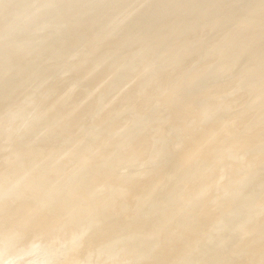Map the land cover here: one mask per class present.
Here are the masks:
<instances>
[{"label": "bare ground", "instance_id": "1", "mask_svg": "<svg viewBox=\"0 0 264 264\" xmlns=\"http://www.w3.org/2000/svg\"><path fill=\"white\" fill-rule=\"evenodd\" d=\"M225 1L0 0V125L8 127L5 132L0 129V150L13 148L10 153L0 155V237L8 238L7 243L0 244V264H37L38 260L49 264L52 259L55 264H89L93 259L102 260L111 255L114 258L109 264H182L187 260L190 264H264V221L258 219L264 214V196L256 198L261 211L252 214L249 219L255 216L253 220L237 232L241 239L252 236L251 243L236 239L227 246L216 232H211L218 223L212 220L214 209L225 207L231 212H250L251 207L256 206V203L239 204L238 199L242 194H254L261 184L264 188V174L259 172L264 166V149L249 150V143L264 140V133L256 129L247 131L243 117L234 122L232 131L217 122H208L206 114L231 107L233 102L216 103L218 96L210 97L207 96L209 91H203L202 87L216 78L206 68L190 78L181 77L180 70L189 65L193 57H177L200 48V64L203 62L205 67L207 56L230 46L225 54L226 63L232 66L247 61L251 68L248 74L237 78L240 87L250 89L264 81V42L259 43L264 40V18L253 21L237 18L235 14L238 10L261 11L264 0L235 1L237 3L223 13L220 7ZM175 17L189 20L170 23ZM215 17L217 21L210 22ZM223 25L231 28L220 39L197 38L220 31ZM163 31V39H158ZM171 42L177 43L171 53L153 56L152 67H161L155 74L146 77L148 73L143 68L126 72L146 59L148 50L157 49L160 44L168 46ZM45 44L55 49L51 53L52 62L61 58L72 62L67 70L75 75L73 79L46 78L55 68H41ZM256 45L257 50L249 52ZM34 53L36 56L31 59ZM212 62H216V69L222 65L223 71L229 68L223 62ZM33 70L37 73L29 79L27 75ZM138 79L143 80V84L133 95L118 94L120 88ZM74 81L87 82V91L78 96L74 106L58 97L55 110L50 100L60 93L58 85H71ZM98 88L103 91L96 102L103 98L109 100L108 110L103 114H99L98 108L88 110L83 105ZM201 98H207V102H196ZM239 100H252L254 107H263L264 90L248 91ZM128 104H135L133 112L139 115H148L152 108L165 105V122L180 126L176 138L180 150L173 164L166 165V155L158 156L150 168L151 179L136 186L133 183L143 175L141 162L153 147L168 139L165 129L157 126L129 131L128 127L119 126L108 131L109 140L114 143L123 140V143L111 154L118 165L102 170L89 165L86 159L89 155L82 150L90 142L100 144L97 136L90 135L84 145L78 146L69 133L78 121L86 120L93 113H97V118L90 119L99 129L120 120L124 122L121 112ZM22 128L31 131L30 136L25 140L17 139L15 144L9 143V136ZM234 139V145L228 142L224 152L218 153L220 144ZM198 159L204 161L199 174L193 177L188 189L178 191L184 195L170 198L171 203L161 215L136 220L139 212H152L156 208L150 198L158 193L154 183L160 171L166 168L175 174L195 166ZM134 164V173L125 178L124 171ZM61 165L75 170L69 184H63L59 175L51 171ZM48 168L51 169L45 174ZM214 169L225 170L235 181L220 194L221 203L214 202L218 193ZM243 176L252 179L247 186L238 184ZM83 178L88 182L80 187ZM49 186L59 191L52 192ZM101 186L108 189L106 200L99 194ZM85 192L90 194L87 200ZM189 197L188 202L192 203L186 204ZM101 203L115 210L108 212L109 220L102 219L96 227L90 223L91 209ZM3 206L7 209L3 210ZM196 206L200 208L191 215V208ZM27 208H34L36 214L29 216ZM41 215L58 216L60 222L77 235L72 239L59 236L57 240H62L58 245L46 248L40 257L39 247H35L32 256L20 251L21 257L16 260L11 254L21 237L10 227H27L36 236L45 237L55 228L46 221H39ZM178 216L183 217L176 219ZM93 229H96L93 234H87ZM130 243L136 247L128 248ZM157 245L162 246L161 251L149 256L148 250ZM104 246V251H100ZM202 252L206 255L202 260L197 259Z\"/></svg>", "mask_w": 264, "mask_h": 264}, {"label": "rangeland", "instance_id": "2", "mask_svg": "<svg viewBox=\"0 0 264 264\" xmlns=\"http://www.w3.org/2000/svg\"><path fill=\"white\" fill-rule=\"evenodd\" d=\"M235 1H239L242 3L243 1L247 0H227L224 2V4H221V11L223 13H227L229 9H227L229 6H232L233 4L237 3ZM235 14L237 15V18H242V19H248V20H253L257 21L262 18H264V7L261 11H255V12H247L245 10H238L235 11ZM217 17L213 18L210 20V22H215L217 21ZM188 21L189 19L187 17H181V18H172L170 20V23L175 22V21ZM169 24V23H168ZM231 26L229 25H223L220 31H212L207 34L206 37L204 36H199L197 38L203 39V40H209L213 41L216 39H220L223 35L229 31ZM109 30H105V32H108ZM165 34V31L161 32V35L159 36L158 39H163V36ZM238 37V34L236 33L235 38ZM264 40H261L259 43H263ZM158 43V42H157ZM175 42H171L168 46H161L158 45L159 47L157 49H150L148 50L147 57L146 59L137 62L135 65H132V67L128 68L126 72H132L133 70H136L138 68H143L142 70H147L146 77L151 76L155 74V72L160 69L161 67H152V59L155 54L158 55H167L172 52L173 49L176 48L177 43L173 44ZM46 51L44 55L42 56L40 60V65L41 68H49L53 67L55 68L54 72L47 75V79H58L61 76L65 77L67 79H73L75 77L74 74H71V71L67 70V66L70 65L72 62L66 59H58L56 62L51 61V53L55 52L54 47L49 46L45 44ZM200 49V48H199ZM195 49L191 50L190 52H184L182 54H178L177 57L179 58H188L189 55H192L193 59L192 62L184 67L183 69L180 70L181 74L180 76L183 78H190L192 74L196 73L198 70H203L206 68V71H210L213 73V75L216 76L215 81L210 83H206L205 86H203V91H209L207 96H218V98L215 100L216 103H223L224 101H232L233 105L231 107H225L223 109H215L218 110L217 112L211 113V114H206L207 120L209 121H214L219 124V126H222L228 131H232L234 122L239 117L245 118V121L243 122L246 125V130L248 131L249 129H256L260 133H264V102L261 104L263 107H254L253 106V101L252 100H247L245 102H241L239 99L243 97L248 91H255V92H260L261 88L262 90L264 87V81L258 85L255 84L253 85L250 89L240 87V81L237 79L244 73L248 74V70H251L250 65H248V62L246 61L245 63L240 62L235 65H228L225 59V54L228 52V49H230V46H225L221 48L218 52L214 53L212 56H207L206 57V63L205 67H203V62L200 64V61L202 60L200 50ZM257 50V45L252 46L249 52H255ZM36 56V53H34L31 57L33 59ZM125 56V55H124ZM212 61H219L223 62L224 65H228L229 68L226 70L223 69V65L220 66L219 68L216 69V62ZM222 70V71H221ZM37 73L36 70L31 71L28 73L27 77L29 79H32L35 74ZM220 78V79H219ZM212 82V83H211ZM143 84V80L138 79L136 83H133L130 86H126L123 88H120L118 94L119 95H133V93L138 89L137 87L139 85ZM47 85V84H46ZM236 85V86H234ZM89 84L85 81H74L71 85L68 83H62L58 85L57 89L60 91L58 93L57 97H54L50 100L52 106H54V109L56 110L57 107L55 106L58 97H62L66 100V102L74 106L75 103H77L78 96L87 91ZM259 89V90H258ZM200 90V89H199ZM103 89H95V91L92 92L91 98H89L83 105L85 106L86 109L92 110L98 108L99 114H103L108 110V99H104L100 102H96L97 98L101 95V92ZM206 96V97H207ZM207 98H201L198 99L196 102L198 103H205ZM214 102V101H213ZM135 107V104H128L125 106L123 111L121 112L122 118L124 119V122L122 120L117 121L115 125H109L107 128L99 127L96 126V123H94L93 120L90 118H97V113H93L87 118L86 120H80L77 122V125L75 128L70 131V135H72L76 139V143L78 146L84 145L86 140L90 137V135H95L97 136V140L100 141V144H96V142H90L87 146H85L82 150L83 153L87 156L88 164L89 165H94L100 170L116 166L118 165V160L113 159L111 154L118 150L120 146L123 143V140H120L118 142H113V140H109L107 137V132L117 128L119 126H126L128 127L129 131L132 129H149L150 127H162L165 129V132L168 134V139L164 140L160 143L159 146L153 147L151 150L150 154L148 157L143 160L142 166H143V175L136 180L133 184L136 186V184H141L146 182L148 179H151L153 176L152 173H150V168L153 164V162L156 160V158L160 155H166L167 158L164 159V162H166V165L171 166L173 164V158L174 156H178V151L180 150V147H177L176 145V138L180 134V126H174L172 124H169L165 122V111L166 107L165 105H159L154 108H152L149 112L148 115H139L136 112H133V109ZM214 110V111H215ZM181 116V115H180ZM0 129L3 130L1 132H5L8 130V127L6 125H0ZM247 131L245 133H247ZM152 132V130L150 131ZM31 131H27L25 129H21L15 132L14 135L9 136L10 138L8 139V142L11 144H15L16 140H25L30 136ZM234 140H227L224 141L222 144H220V148L218 153H223L224 152V147L228 146V142H230L232 145H234ZM240 144H243V142H240ZM250 148L249 150L254 152V151H260L264 149V140L262 141H257L254 140V142L249 143ZM35 146V145H34ZM244 147V146H241ZM100 150H99V149ZM247 148V147H246ZM13 148L7 147V148H2L0 150V155H5L6 153H10V151ZM161 157V156H160ZM204 161L202 160H196L195 166H192L190 168H185L182 169L178 173H171L168 169L165 168V170L160 171V176H158L156 183H154L155 189L158 190V193L155 195H152L150 198V201H152V205H154L156 208L154 211H146L143 210L137 214L136 220H148L152 218V216L156 215L159 216L163 212L167 210L169 203H171L170 198L185 194L184 192H178L181 189L186 190L188 189L189 185L192 183V179L194 176L199 174V171L201 170V164ZM1 166V165H0ZM51 168H48L45 170V174L49 173L47 170ZM136 165H132L129 169L125 170L124 177L129 178L135 171ZM53 173H57L60 178V180L63 181V184H69L72 181V177L75 173V170L71 168L68 165H61L60 167L55 168L54 170H51ZM259 172L261 174H264V166L259 168ZM225 170L221 169H214V180L218 182L216 191L218 192L215 196L214 202L216 203H221L222 200H220V194L226 191L228 188L227 186L233 182H235L230 176L225 174ZM252 179L249 180V177L243 176L240 177L238 180V184L241 186H247L249 183H251ZM88 180L83 178L81 183L79 184L80 187H84L87 184ZM211 184L208 183L206 186H209ZM101 190L99 191V194L101 195V198L106 197L104 200L107 199L108 197V189H104L103 186L99 187ZM48 190L52 192H58L59 190L57 188H54V186H49ZM122 194H124V191H121ZM120 193V194H121ZM262 195L264 196V188H262V184L259 185L256 188V191L254 194L247 195V194H242L239 201V204H244V205H251L252 203H256L255 207H251L252 210L250 212H231L225 207H219L217 209H214L212 213V220H215L218 222L212 229L211 232H216L219 239L223 241L227 246H230L232 244V240H241V242L248 244L251 243L253 240L252 236H247L244 239L240 238L239 235H237V232L244 226H246L249 222L253 220L251 217L252 214H256V212L261 211V205L259 202L256 201V198ZM90 198V194L84 193V199L87 200ZM191 197L187 198L186 204H191L192 202L190 201ZM108 203V202H107ZM105 203H101L99 206L93 207L91 210V220L90 223L94 224L96 227L100 225V221L102 219L109 220L108 212L111 210H115L114 207H110L108 204L103 206ZM200 206H196L194 209L191 208V215H195L198 211ZM3 210H6L7 207L3 206ZM249 209V208H248ZM27 213L29 216H34L36 212L34 211V208H27L26 209ZM111 216V215H110ZM183 216H178L176 219H181ZM43 219V220H40ZM259 222L264 221V214H260L258 216ZM41 222L46 221L47 224L50 226L54 227L55 230L46 235L45 237L42 235H37L33 233L29 228L24 227V228H14L10 227L15 233L20 234V243L14 251H12V257H14L16 260L21 257L20 251L22 252H27L29 256L33 255V251L35 250V247L41 248V250L38 253V256L46 252L45 250L48 247L52 246H57L59 241L62 240V238H57L63 237L66 235L67 239H72L77 235V233H72L68 228L63 225L58 216H53L51 218H47L45 215H41L40 218L38 219ZM12 220H9L10 222ZM113 221H109V223H112ZM45 223V222H44ZM124 227H122L123 229ZM96 229H93L90 232H87V234H93ZM153 235L156 233H152ZM150 234V235H152ZM145 235V234H144ZM207 237H210L207 236ZM228 237H231V239H227ZM213 238V236H212ZM27 240H32L34 241L32 244L28 243ZM212 240V239H211ZM6 241V242H5ZM8 238L7 236L0 237V244L3 245L7 243ZM133 244L130 243L131 247H128L130 249H134L136 246H132ZM108 246V245H107ZM226 246V248H227ZM106 246L102 247L100 251H104V248ZM162 246L157 245L153 249L148 250V255L153 257L154 255L157 254V252L161 251ZM117 250L115 251V253ZM206 255V252H202L198 255L197 259H203V257ZM40 257V256H39ZM114 256L111 255L108 258L102 259V260H95L93 259L92 261L89 262V264H109L113 260ZM37 259V258H35ZM134 259H138L137 256H135ZM57 260V257H56ZM190 260L184 261L182 264H190ZM37 264H42L41 260L36 261ZM201 262V261H200ZM241 263V262H239ZM18 264V263H17ZM20 264V263H19ZM49 264H55V259H52ZM79 264H83L79 262ZM195 264V263H193Z\"/></svg>", "mask_w": 264, "mask_h": 264}]
</instances>
